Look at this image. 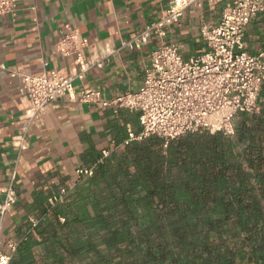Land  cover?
<instances>
[{"label": "crops", "instance_id": "0c3cea01", "mask_svg": "<svg viewBox=\"0 0 264 264\" xmlns=\"http://www.w3.org/2000/svg\"><path fill=\"white\" fill-rule=\"evenodd\" d=\"M13 1L15 11L0 16V204L3 190L12 182L18 203L0 220V241L4 253H8V241L20 244L11 264H36L45 248L32 220H41L50 197L67 189L66 206H62L67 210L71 205L77 214L87 203L88 178H80L78 171L92 168L104 151L110 155L122 150L129 131H141L138 113L122 110L115 115L82 102L81 93L99 90L104 99H112L138 91L152 51L163 43L178 45L184 59L204 53L201 30L220 21L226 0L188 9L168 29L166 38L152 34L141 49L123 44L160 21L173 0ZM69 30L88 40L86 57L102 60L103 67H95L83 80H76L71 95L29 121V100L21 81L11 78L10 72L70 73L74 59L57 50ZM245 42L250 54L264 53V13L248 25ZM260 102L264 106V83ZM25 128L28 148L22 151L14 139Z\"/></svg>", "mask_w": 264, "mask_h": 264}, {"label": "trees", "instance_id": "16d2710c", "mask_svg": "<svg viewBox=\"0 0 264 264\" xmlns=\"http://www.w3.org/2000/svg\"><path fill=\"white\" fill-rule=\"evenodd\" d=\"M164 144L151 136L97 156L77 214L64 203L44 210L36 264H264L260 97L234 138L200 132Z\"/></svg>", "mask_w": 264, "mask_h": 264}, {"label": "built area", "instance_id": "2783aa9c", "mask_svg": "<svg viewBox=\"0 0 264 264\" xmlns=\"http://www.w3.org/2000/svg\"><path fill=\"white\" fill-rule=\"evenodd\" d=\"M215 1L173 0L160 21L138 32L123 46L141 49L149 43L152 34L164 39L168 29L178 23L188 9H199L205 3ZM15 7L13 0H0V16L13 13ZM262 13L264 0H226L220 21L201 30L206 44L204 53L184 59L178 45L163 43L152 51L150 65L138 91L104 99L101 91L87 89L81 93V101L115 115L122 110L138 113L141 131L139 134L129 131L124 145L157 136L167 147L171 141L200 132L222 133L234 138L237 117L259 111L264 83V53L250 54L245 35L248 25ZM88 47L85 37L78 31L69 30L57 44V50L64 57L74 59L70 73L44 71L39 75H29L10 72L11 78L21 81L29 100V121L45 113L56 101L71 95L76 80H83L86 73L95 67H103L102 60L86 57ZM14 141L22 151L27 150V128ZM103 155L107 157L109 152L104 151ZM93 172L94 167L79 170L78 175L80 178L90 177ZM3 193L0 220L18 203L13 182ZM67 193V189H60L50 197L49 205L55 207L63 203ZM39 222L32 220L33 229ZM1 245L0 241V264H11L20 244L8 241V253L2 252Z\"/></svg>", "mask_w": 264, "mask_h": 264}]
</instances>
